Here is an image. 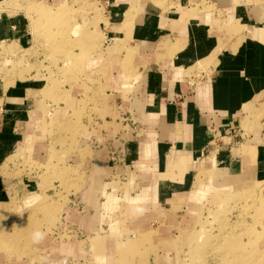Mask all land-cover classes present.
Returning <instances> with one entry per match:
<instances>
[{"label":"crops","instance_id":"1","mask_svg":"<svg viewBox=\"0 0 264 264\" xmlns=\"http://www.w3.org/2000/svg\"><path fill=\"white\" fill-rule=\"evenodd\" d=\"M21 1L0 0V44L33 40L24 13L4 8L30 3ZM96 1L99 17L78 26L95 20L104 44L79 69L106 75L0 79V202L34 204L44 173L59 168L86 183L78 197L96 203L86 214L119 199L124 177L126 220L145 215L136 230L150 208L215 186L247 184L264 199V0ZM86 37L79 32L80 54Z\"/></svg>","mask_w":264,"mask_h":264},{"label":"rangeland","instance_id":"2","mask_svg":"<svg viewBox=\"0 0 264 264\" xmlns=\"http://www.w3.org/2000/svg\"><path fill=\"white\" fill-rule=\"evenodd\" d=\"M28 1L24 6L18 2L4 6L24 13L33 40L30 36L23 48L0 44V79L7 84L17 79L58 83L88 72L79 69L80 60L95 63L93 52L104 43L95 37L99 35L95 20L81 22L80 29L78 25L80 18L99 17L97 1ZM82 30H87L88 46L80 54ZM89 72L108 73L101 67ZM50 172L42 176L44 195L34 204L28 203L31 198L24 202L26 197L0 202V264H264V199L247 184L215 186L204 196H185L175 206L157 207L160 211L152 207L146 211V229L136 230L133 218L126 220L123 176L114 188L120 198L113 203L101 199L106 203L99 208L101 214H86L84 204H96L93 198L78 197L86 183L77 176L73 180L65 168ZM203 184L212 185L206 178ZM85 215L86 228L77 223ZM136 217L137 224L145 215ZM95 225L99 228H89Z\"/></svg>","mask_w":264,"mask_h":264}]
</instances>
